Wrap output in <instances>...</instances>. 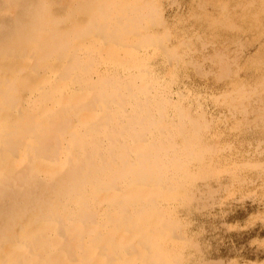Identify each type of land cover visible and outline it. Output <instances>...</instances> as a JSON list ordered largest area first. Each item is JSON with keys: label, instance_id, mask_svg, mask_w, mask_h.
<instances>
[{"label": "bare ground", "instance_id": "obj_1", "mask_svg": "<svg viewBox=\"0 0 264 264\" xmlns=\"http://www.w3.org/2000/svg\"><path fill=\"white\" fill-rule=\"evenodd\" d=\"M165 1L0 0V264L200 260L191 246L192 199L213 207L229 182L250 171L234 151L224 155L216 119L246 113L251 91L239 87L229 49L212 43L218 51L195 60L202 50L192 38L197 27L238 28L233 15L258 22L264 0L235 7L207 0L211 10L199 6L200 19L214 20L205 26L175 12L172 19ZM248 28L242 31L253 36ZM263 56L245 63L256 72L257 94L264 93ZM215 59L208 76L204 65ZM228 96L237 103L221 108Z\"/></svg>", "mask_w": 264, "mask_h": 264}, {"label": "rangeland", "instance_id": "obj_2", "mask_svg": "<svg viewBox=\"0 0 264 264\" xmlns=\"http://www.w3.org/2000/svg\"><path fill=\"white\" fill-rule=\"evenodd\" d=\"M167 1L168 0L165 1V5H166L165 10L167 12V15H169V14L173 15L172 19L174 18V12H175L176 14L181 15V17H183L185 19V21H186L185 23H187V24L189 21L188 17L193 18L192 20H194V21L198 20L199 23L197 25H201V26H205L207 23H211V20H214V19H210L209 21L206 22V19H200L201 14L198 10L199 6L202 7L201 10L203 12H204V9L209 10V11L211 10V7L209 5L205 6L207 0H201V1L195 0L196 3L194 0H174L179 4L178 8H174L173 3H166ZM227 1H228V5L231 4L229 6H232L233 3L237 4L239 2V1L237 2L236 0H227ZM198 2H199V4H197ZM200 2H202V3L200 4ZM203 3H205V4H203ZM170 4H173V5L169 6ZM236 4H234L233 6L235 7ZM258 4L260 6L262 5V3H260V2ZM190 7H192V11L190 10L191 9ZM187 8H189V9H187ZM262 8H264V7H262ZM193 9H194V11H193ZM186 10H188L190 12H188V11L186 12ZM262 10L263 9H261V11ZM208 14L212 15L213 13L209 12ZM195 15H197V17ZM262 16H264V15H261V17H259V19L261 18L262 22H264L263 21L264 17H262ZM231 18H233V19H229V20H231V21L234 20V22H236V25L241 23L238 25V28H232V27L230 28V26H229V29H227V30L223 29L221 32L217 33L211 29H209L210 31L204 30V28H202L203 30H201V29L199 30L198 27L195 28L194 26H191V28L194 27L196 29L195 30L196 36H194L192 38V46L194 49H197V52H199V49L202 50V53H200V54L196 53L195 60H197V57L201 59L202 54H204V52H205V54H214L215 52L218 51V50L216 51L217 46L219 47L218 49L220 51H221V48H222V51H223V49H229V50H226L225 52L228 53V55H229L228 57H229L231 64L232 65L236 64V66H234V67H236L237 69L239 68L238 71H236L238 73L237 78L240 77L243 81L242 83H239V87H241L244 91H246L248 93H250V91H251V93H250L251 97L245 98L244 102H243L244 107L247 108L249 111L247 110L246 113L244 111L243 112L237 111L235 117H232L231 114L226 113L224 117L216 119L217 120L216 125L217 126L220 125V127H221V129H220L221 139L224 142V144L226 145L225 146L226 150L224 152L225 153L224 155H227V156L231 155V153H233V151H234V155H236L238 160L243 159L240 162H242V163L247 162L246 168L250 169V171H248V170L243 171L241 173V176H243V177L245 176V177L243 179H242V177H241V179L239 178L241 180V182L243 181L247 184L242 183L244 185H241V182L239 179H238L239 182H234L235 184L234 183L232 184L229 182V190L231 192L233 191V193H229L230 192L229 190L227 192L223 191L220 194V198H222L219 201L220 203L216 202L213 207H211V206L204 207L205 204H208V203H204L205 199H203V198L199 199V200L192 199V202H191L192 210L193 211L196 210L193 213L188 214L189 221L191 220V223L189 225H190L191 230H193L191 232L192 235L190 234L189 229H186V228H185V231L183 232V234L184 235L186 234L187 236L191 235L190 238L192 237L191 239L194 240L193 241L194 243H191V246L193 247V249H196L198 246V251H197L196 255L198 256V258L200 260L191 261V262L189 261V264H199V263L200 264H264V195H263L264 194V187H263L264 186V184H263L264 183V175H263L264 174V169H263L264 168L263 167L264 166V151H262V150H264L263 149L264 148V143H263V141H264V110L251 113L253 111L252 109H254L256 111V109H259V108H261V106H264V103H262V102H264V93L257 94L256 91L260 89V85H258V83L256 82V76H257V75H255L256 72L251 71V70H253L252 66H250L249 64H247V65L245 64L246 60L249 58H251L250 60H252L253 58L256 59L259 55L260 56L264 55V48H262V50L260 49V53H259V51H257V50H259L258 48L262 45V43H263L262 41L264 40L263 39L264 33H262V32H264L263 31L264 27L261 28L262 26H264V23L261 22V19H260V23H259V19H257L258 22H255V23H252L251 20L246 19L247 22H245V24H243L241 22V19L237 20V15H233ZM229 20L226 23H229L230 22ZM257 23L259 25H262V26H259ZM251 24H253V25H251ZM246 25H247V27L249 25V28H248L249 31L251 29H252V31L253 30L255 31L253 36H252L251 32L250 33H244L242 31V29H247ZM256 25H258V27H256ZM259 27L261 28L260 31H262V32H259L257 34L256 31L258 29H260ZM239 29H240V31H239ZM232 30L236 33L232 32ZM199 31H201L203 33H200ZM249 31H247V32H249ZM205 32H207V35L209 34L208 35L209 37L206 35ZM222 32L223 33L226 32V34L225 33L223 34ZM237 32H239V34ZM199 33L201 35L198 36ZM230 33H232L231 34L232 36L230 35ZM214 34L216 37L215 39L212 38V37H214V36H212ZM221 34H223V37L221 36ZM234 34L235 35L237 34V35L235 36ZM226 35H227V37H226ZM228 35H230V37H228ZM241 35H242V37H241ZM257 35H260L259 38L261 37L260 39H262V41L258 39ZM197 36L202 38L203 41L205 40L207 42L206 43L207 47L210 45H212V46L208 47L209 49L206 47V49L203 50L202 48H200V45H199L201 39L197 38ZM204 36H206L205 37L206 39L204 38ZM220 36L222 37V39ZM232 37L234 40L232 39ZM223 38L225 40L226 39L227 40L225 41V40H223ZM230 38H231V41H230ZM241 38H242V40H241ZM218 39H219V41H218ZM215 40L218 41L219 43L216 42ZM208 41L211 42V44H209ZM221 41L224 43H222ZM238 41H239V43H237ZM212 43L217 44V46L215 44H212ZM240 45H242V52H240V50L238 52L235 48V46L239 47ZM251 46H253V47H251ZM255 47H257V48H255ZM207 50H212V51H208L209 53H207ZM243 51H246V52H243ZM253 51H255L254 52L255 54L253 53ZM214 56L217 57L216 55H214ZM260 56L258 58L261 61ZM234 59H235V61H234ZM255 59H253V60H255ZM262 59H263L262 61H264V56ZM215 60L214 61L212 60L211 63L207 62L209 64H212L211 67L208 64L204 65L205 68L207 67L206 69H207L208 74H209L208 76H210L209 68L212 69V71H214V70L217 71V68H216L217 64L216 63H218V60L217 59H215ZM213 62H215V64ZM248 62L250 63V61H248ZM237 63L240 65L239 67H237L238 66ZM199 64H202V62L201 63L199 62ZM263 64H264V62H263ZM240 67L243 69H240ZM195 71L196 70L191 69L189 71V73H191V72L192 73L189 75H192L195 77V75H197V74H195L197 71L196 72ZM246 72H248V73H246ZM212 74H213V72H212ZM243 74H244V77H243ZM250 75H253V77L252 76L250 77ZM208 80H209V77H208ZM259 98H260V100H259ZM225 101L227 102L226 105H224V104L220 105L221 108L226 107V106H230L231 101L237 103L238 99H233L232 96H228ZM211 103L213 104L214 102L211 101ZM219 103H221V102L219 101L218 104ZM254 104H257L256 107ZM223 111L225 112V111H227V109H224ZM228 112H229V109H228ZM242 115H247L248 123H247V120L243 119L245 116L240 117ZM256 117H259V119L255 120L256 125H254L253 124L254 121H252V120L255 119ZM233 120H240V121L244 120L246 122L247 126L241 125L240 127H238V125L234 124ZM226 126L228 128L225 130L224 127H226ZM214 131L218 132L219 130L217 128ZM253 131H254V133H253ZM226 132H227V134H226ZM255 141H257V142H255ZM243 142L245 144L248 143L250 145H244ZM250 142H252V143H250ZM261 144H262V146H261ZM242 145H243L244 149L242 148ZM253 145H254V149H253ZM258 146H259V148L257 149ZM255 149H257L258 151L254 152ZM252 150L254 153L252 152ZM243 153H245V154H243ZM240 154H241V156L247 154L248 156H251V157L248 158V156L246 155L245 157H247V158L244 159L245 157L242 156L243 158H241ZM253 154H256L255 157ZM252 155H253V157H252ZM251 158H252V160H251ZM247 159L249 161L250 160L251 161L249 162ZM249 164H251V166ZM254 166H255V168H254ZM246 172H248V173H246ZM249 172H250V174H249ZM248 174L252 177H248V176L246 177V175H248ZM258 178H260V179H258ZM254 179H255V181H254ZM260 182H262V184ZM257 183H258V185H257ZM249 185H251V188L249 187ZM257 187H258V189H257ZM241 188H242V190H241ZM233 189H236V192H234ZM246 189H247V191L248 190L249 191L246 192ZM237 190L239 192H237ZM227 194H228V196H227ZM209 208L211 210H208ZM199 210H200V212H199ZM180 259L182 260V257ZM185 264H187L186 261H185Z\"/></svg>", "mask_w": 264, "mask_h": 264}]
</instances>
